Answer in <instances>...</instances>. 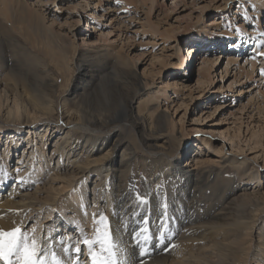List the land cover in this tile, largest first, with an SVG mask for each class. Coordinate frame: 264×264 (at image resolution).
<instances>
[{
    "label": "bare ground",
    "instance_id": "1",
    "mask_svg": "<svg viewBox=\"0 0 264 264\" xmlns=\"http://www.w3.org/2000/svg\"><path fill=\"white\" fill-rule=\"evenodd\" d=\"M39 2L35 9L27 0H0V14L9 23L5 26L0 16V118L4 122L0 134L20 135L0 146V228L11 227L12 219H38L42 210L61 197L57 223L47 226L46 213L40 222L54 236L60 233L51 253L64 264L76 261L68 232L79 229L82 235L92 234L93 226L102 227L97 223L101 215L108 217L118 242L117 256L126 264H264V190L255 160L259 155L237 161L235 155L221 150L220 165L215 168L202 151L193 149L179 163L176 150L167 146L165 132L173 129V123L171 114L161 109L160 97L170 98L166 91L171 88L177 95L179 88H173L180 82L171 77L149 92L150 81L135 71L137 59L112 49L106 51L111 58L105 60L85 58L81 54L85 50H77L82 56L74 63L71 54H66L62 37L39 11ZM244 3L250 7L247 14L257 18L247 31L256 36L257 48V37L264 35L260 30L264 0H242L236 13ZM238 26V34L220 31L212 36L215 50L229 40L233 51H242L246 38ZM15 30L51 62L62 61L60 68L66 77L60 84L49 64L34 66L40 70L34 71L35 77L29 75L31 78L20 74L21 68L14 70L25 58L23 46L13 36ZM47 41L62 45V53L57 54L52 44L49 48ZM177 48L176 56L182 57L187 72L194 47L182 43ZM97 50L105 51L96 47L92 52ZM216 52L214 56L212 52L201 55L198 74L204 78L214 70ZM30 63L24 64L28 67ZM230 63L228 58L226 66ZM72 70L78 77H73L69 87ZM139 97L142 101L133 115V102ZM121 120L138 132V139L131 142L123 137L126 127L120 125ZM5 122L17 123L9 127ZM38 127L42 134L33 137L31 131ZM53 133L58 134L54 140ZM49 140L53 143L48 146ZM20 145L25 147L18 151ZM17 151V162L9 168ZM247 183L251 187L241 188ZM50 198L53 204L48 203ZM64 233L68 237H62ZM65 247L68 252L63 251Z\"/></svg>",
    "mask_w": 264,
    "mask_h": 264
},
{
    "label": "rangeland",
    "instance_id": "2",
    "mask_svg": "<svg viewBox=\"0 0 264 264\" xmlns=\"http://www.w3.org/2000/svg\"><path fill=\"white\" fill-rule=\"evenodd\" d=\"M27 1L33 2L31 5L35 9L38 8L35 3L40 0ZM87 1L89 2L85 4L86 0H42L38 5L40 8L38 10L44 14L46 23L64 40L66 54H71V61L76 63L79 61L78 57L82 56L77 53V50L79 52L85 50L81 53L86 55L85 58L95 56L97 60L98 58L105 60V58H111L106 54V51L112 49V52L120 51L122 54L137 59L135 71L143 80L150 81L149 92L158 88L164 80L171 77L176 78L180 83L174 85L173 89L179 88V93L177 95L171 93V88L166 91L171 97L163 100L164 97L161 95L160 99H162L161 109H165L171 114L170 120L173 123V129L165 132L167 146L173 151L176 150L179 155V163L182 164L188 158L186 153L193 149L196 152L202 151L207 163H211L215 168L220 165L219 153L221 150L235 155L237 161L259 155L255 160L261 177L260 187L261 190H264V74H262L264 73V35L261 34L257 37L260 39V43L256 48L254 45L256 36L247 34L248 29L252 28V25L254 26L257 21L255 16L247 14L250 10L248 3H244V11L243 8H240L241 12L236 13L235 10L242 0ZM98 1L100 2L97 3ZM81 3L84 4V7L80 6ZM0 16L5 20V26L9 25L6 17L1 14ZM263 19L264 15L260 18L261 33L264 32ZM238 24L241 26V33L244 34L243 38H246L242 51H233L229 46V40H225L218 50H215V39L212 36L220 31H223L224 34L228 32L238 34ZM100 32L105 35L102 36ZM13 36L23 46L22 56L25 57L18 61L17 65L13 67L14 70L21 68L20 74L23 72L22 74L27 78L31 75L35 77L34 71L38 72L41 64H49V68L53 69V75L58 76L56 83L60 84L61 78L66 77L60 68L62 61L51 62L48 57H44V52L37 46L33 47L27 39L21 37L19 33L16 34V30L13 31ZM47 43L49 48H52L53 45L57 54L62 53L59 48L62 45H56L49 41ZM182 43H189L194 47L193 53L190 54L192 58L188 57L190 61L187 62V66L190 67V70L187 72L183 69L182 57L176 56L179 51L177 47ZM74 44L77 49L73 55ZM96 47L105 51L92 52V49ZM16 50L15 46V53ZM87 50L89 51L85 53ZM216 51H219V56L217 62H214V70L209 78H204L198 74V67L200 68L201 62H203L201 55H204L205 52L210 55L212 52L214 56ZM38 55L41 56L39 59ZM228 58L231 63L226 66ZM28 62H31L28 64L29 68L24 64ZM36 65L39 68L34 67ZM70 66L74 68L72 62H70ZM226 67L227 70L222 71ZM81 69H85V67L83 66ZM75 74L74 70L69 73V87L73 79L78 77V75L74 77ZM60 75L61 77H59ZM79 81L81 83V79ZM113 91L116 92L115 89ZM125 97L124 94L122 99ZM141 101L139 97L133 102V115L137 113ZM119 122H121L120 125L125 126V121ZM3 123L0 118V124ZM15 123L17 122H5V125L11 127ZM125 127L122 135L126 140L132 142L136 138L138 139V132L135 129L127 124ZM9 130L10 128H8ZM38 130L40 131L38 132ZM22 132L26 138V130ZM37 133L42 134L40 127L31 131L33 137L34 135L39 137ZM124 134L128 135L125 137ZM54 135L53 140L58 134L56 136L53 133L52 136ZM130 135L132 136L130 137ZM19 136L16 133L0 134V146L10 141H16ZM50 143L52 144L53 141L49 140L48 146ZM24 147L25 145H20L18 151ZM18 151L14 152V161L12 160L9 168H13L17 162L15 157L18 155ZM249 187L251 184L247 183L246 187L242 186L241 188ZM59 199L57 203L53 204L50 198L48 203H52L54 206L49 204L51 206L46 207L49 209L42 210L38 219L32 218V216H29L30 218L24 222L12 219L13 227L0 229L8 231L14 227H21L22 231L27 232L30 236L34 235L41 246L47 249L48 254H51L55 237L59 239L61 235L58 233L54 236L50 232V228L48 230L46 227L49 226L48 223L51 225L52 222L57 223L58 218L61 217L57 206L62 203V198ZM45 213L47 218L49 215V218H46L49 220L46 223L47 226L43 225L44 222H40ZM23 217L24 214L21 219ZM93 227L96 228V226ZM33 229H35L34 233ZM72 230L73 233L68 232L69 237L68 233L62 234V237H68L71 248L80 247L81 249L80 253H76L75 250L71 253L73 261L78 260L79 264H91L88 248L83 244V240L91 239L94 232L90 235L89 233L83 234V236L79 229ZM82 236L85 238L83 239ZM49 240L51 241L49 242ZM72 241H75L74 246ZM96 247L98 250L99 246Z\"/></svg>",
    "mask_w": 264,
    "mask_h": 264
},
{
    "label": "snow or ice",
    "instance_id": "3",
    "mask_svg": "<svg viewBox=\"0 0 264 264\" xmlns=\"http://www.w3.org/2000/svg\"><path fill=\"white\" fill-rule=\"evenodd\" d=\"M107 221L108 217L101 215L97 223L102 227L94 229L91 239L83 240V244L88 248L91 264H126V261L120 260L117 256L118 242L114 239ZM63 251L68 252L69 249L65 247ZM75 252L80 253V247H76ZM0 262L2 264H64L55 252L51 253L49 258L47 249L41 246L34 235L30 236L22 231L21 227H14L8 231L0 229ZM74 264H79V261H75Z\"/></svg>",
    "mask_w": 264,
    "mask_h": 264
}]
</instances>
